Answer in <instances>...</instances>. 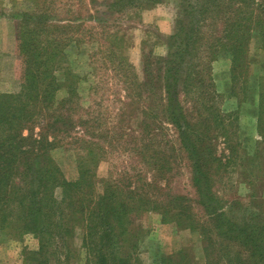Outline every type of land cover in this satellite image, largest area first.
<instances>
[{"label": "trees", "instance_id": "trees-1", "mask_svg": "<svg viewBox=\"0 0 264 264\" xmlns=\"http://www.w3.org/2000/svg\"><path fill=\"white\" fill-rule=\"evenodd\" d=\"M96 1L37 0L16 27L22 83L18 92L0 94V236L18 241L33 236L35 264H71L81 252L85 264H140L134 220L154 211L163 222L200 238L202 264H264L260 214L256 219L263 224L244 216L231 219L230 213L241 209L225 200L224 189L218 191L237 170L246 176L258 169L257 154L248 156L238 132L249 98L254 37L264 51V0H176L167 52H145L141 78L115 30L124 13L163 0H104L110 15L105 19L89 14L88 3ZM85 44L96 46L95 58L105 51L101 67L111 64L112 71L117 64L134 75L127 87L135 86V97L128 95L126 108L135 104V145L129 154L137 162L130 171L113 168L102 181L97 167L109 152L117 153L124 111L118 109L116 126L106 129L100 117L107 109H95L101 101L94 109L83 106L68 56ZM224 53L230 57L228 99L235 101L228 111L222 110L224 95L212 76V64ZM251 95H257L256 131L263 138L264 74ZM65 145L79 151L72 182L50 157ZM176 159L188 171L194 199L164 193ZM246 162L252 163L250 170ZM178 256L180 264H197L183 252ZM160 264L173 263L163 256Z\"/></svg>", "mask_w": 264, "mask_h": 264}, {"label": "rangeland", "instance_id": "rangeland-1", "mask_svg": "<svg viewBox=\"0 0 264 264\" xmlns=\"http://www.w3.org/2000/svg\"><path fill=\"white\" fill-rule=\"evenodd\" d=\"M104 0H97L89 4V14L105 19L106 8L102 6ZM106 1V0H105ZM37 0H0V94L16 93L22 83V62L17 51L16 27L24 12H29L36 7ZM176 0H163L161 4L142 11L132 10L124 13L118 22L119 29L115 31L124 39V56L133 67L134 74L142 77L143 54L152 51L156 56H164L167 52L165 41L174 29V20L177 13ZM120 16V15H119ZM114 16V18L119 17ZM95 45H79L73 48L68 56V68L79 78L77 90L83 100V106H91L101 101L95 109H107L102 112L101 119L106 123V129L116 126L115 115L118 109H123L124 114L119 116L122 121L121 128L117 129L122 139L117 143V153L109 152L105 159L98 164L97 177L99 181L107 178L109 171L116 168L118 171L126 169L130 171L136 165L135 155L129 154L135 145V104L130 109L126 105L130 103L128 95H133L135 86L127 87L134 75L125 73L118 65H106L101 67L102 57L94 51ZM94 53V58L91 55ZM248 61L250 65V78L248 84V100L242 105L238 140L248 156L257 154L258 169L240 174L237 170L232 173L227 182L218 186V191L224 189L223 196L230 205L237 203L240 210L230 213L231 219H239L244 216L248 220L255 219L254 223L264 221V135L259 138L256 131V97L251 95L252 89L256 93L258 78L264 74V51L261 49L259 40L255 37L250 42ZM94 62V63H93ZM230 57L227 53L222 54L212 64V76L216 90L223 93L222 110L228 111L235 107V101L228 99L230 87ZM253 83V85H252ZM65 88V87H64ZM128 88V90H125ZM135 97V95H133ZM62 94H58L61 98ZM251 97H253L251 99ZM125 105V106H124ZM120 113V112H119ZM75 147H58L50 152V157L60 168L66 181L72 182L77 179V154ZM253 163V160H251ZM251 162H246L245 167L250 170ZM178 159L174 164L173 179L169 190L165 194L184 196L194 199L193 190L189 185L188 171ZM239 177V178H238ZM60 189L56 190V197ZM102 192V185L96 186V194ZM257 197L256 200L253 198ZM235 207L234 209H236ZM260 214V216H259ZM260 217L262 221L256 219ZM134 231L137 235V257L140 264H160L162 257H171L173 264H180L179 253L183 252L193 258L197 264H202V245L200 238L193 232L179 228L173 223H165L161 216L149 211L134 220ZM79 245V240L76 239ZM37 241L31 235L23 236L18 240H8L0 236V264H35L30 255L37 251ZM135 257V254H134ZM71 264H85L84 253ZM135 264V263H134Z\"/></svg>", "mask_w": 264, "mask_h": 264}, {"label": "crops", "instance_id": "crops-1", "mask_svg": "<svg viewBox=\"0 0 264 264\" xmlns=\"http://www.w3.org/2000/svg\"><path fill=\"white\" fill-rule=\"evenodd\" d=\"M252 85H253V83H252Z\"/></svg>", "mask_w": 264, "mask_h": 264}]
</instances>
